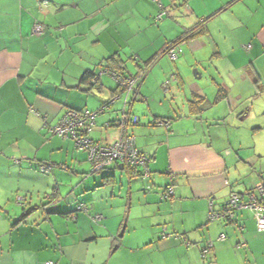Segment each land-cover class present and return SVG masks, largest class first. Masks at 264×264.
I'll return each instance as SVG.
<instances>
[{
    "label": "crops",
    "instance_id": "obj_1",
    "mask_svg": "<svg viewBox=\"0 0 264 264\" xmlns=\"http://www.w3.org/2000/svg\"><path fill=\"white\" fill-rule=\"evenodd\" d=\"M161 4L0 0V264H264L251 212L208 219L210 203L220 213L231 192L264 185V0ZM194 28L174 62L162 55ZM111 57L125 76L156 58L126 108L147 178L88 172L86 152L49 132L68 110L95 111L114 95L107 73L82 82L114 68ZM116 103L97 116L93 141L118 138Z\"/></svg>",
    "mask_w": 264,
    "mask_h": 264
},
{
    "label": "built area",
    "instance_id": "obj_2",
    "mask_svg": "<svg viewBox=\"0 0 264 264\" xmlns=\"http://www.w3.org/2000/svg\"><path fill=\"white\" fill-rule=\"evenodd\" d=\"M156 3L160 9H162L161 0H150ZM45 4V3H44ZM165 12L162 10L157 14L155 21H159ZM44 33V26L42 24H35L33 27V34L35 36H42ZM180 44L169 45L164 50V55L168 57L171 62H174L181 49ZM102 73H107L115 81L117 86V91L111 96L99 109L95 111H89L87 109L81 111L68 110L66 114L61 118V120L54 125L49 127V132L61 139H71L75 148L81 151H85L87 154V162L90 164L91 171L93 173H100L106 169L113 166L120 169H139L141 176L147 178L149 176L148 172V162L149 159L140 153L136 147V140L129 130L138 124V118L131 114L130 106L134 96L136 94L135 85L138 81L137 76L121 77L104 70L100 71ZM99 75V76H100ZM173 79V78H172ZM97 77L94 78V82ZM170 81H166L164 87L169 85ZM123 98V109L121 111L120 117L116 122V127L118 129V138L112 143H99L90 139L89 134L95 126V121L97 116L108 110L116 102ZM167 126L166 123L160 122ZM108 126V125H106ZM42 173H49L50 166L47 164H42L39 167ZM149 188V187H147ZM171 190L169 189L167 195L169 196ZM240 210H248L252 213L253 219L255 221L256 229L259 232H264V185L263 183L257 184L252 190L246 194H238L236 192H231L229 198L225 205L222 207L220 213H215L212 210V203H210V212L208 219L214 221L216 219H221L224 222L230 223L234 221L236 212ZM77 211L86 212L87 209L84 205H79ZM95 220H100L101 216H95ZM179 239L180 237L177 236ZM225 235L220 234L218 240H224ZM245 244H240L237 248H244ZM212 248V243L208 242L201 249V257L205 259V256ZM44 264H55L52 261L45 262Z\"/></svg>",
    "mask_w": 264,
    "mask_h": 264
},
{
    "label": "trees",
    "instance_id": "obj_3",
    "mask_svg": "<svg viewBox=\"0 0 264 264\" xmlns=\"http://www.w3.org/2000/svg\"><path fill=\"white\" fill-rule=\"evenodd\" d=\"M201 32V31H200ZM199 33V30L197 29V28H194V29H189V30H187V31H185L183 34H182V36H180L179 38H178V40H176V41H174L173 43H170V44H168L167 46H166V48L169 46V45H175V44H180V43H183L184 41H186V40H188V39H190V38H192V37H194L196 34H198ZM165 48V49H166ZM164 49V50H165ZM162 55H164V51L162 52ZM156 61V58H153L152 60H149L143 67H142V69L140 70V72L137 74V75H135V76H137V77H143L144 76V74L145 73H147V71L152 67V65L154 64V62ZM109 62L110 63H112L113 62V66H114V68H107V69H105V70H107V71H109V72H111V73H113V74H115L116 76H121V77H128V76H125L123 73H122V71H121V69H120V65L117 63V61H116V59L115 58H113V57H111L110 59H109ZM115 65H117V66H115ZM96 74L95 75H93V74H85L84 75V77L82 78V82H89V83H91L90 81L91 80H94V78H96ZM131 76V75H130ZM134 76V75H133ZM116 91H117V88H116ZM116 93V92H115ZM224 93H218V95H217V100H220V99H222V98H224ZM193 103V102H192ZM199 103V100H197V101H195V104L197 105ZM79 206V205H78ZM77 206V207H78ZM77 209V208H76ZM77 211V210H76ZM24 217H25V214H22L20 217H19V219L14 223V224H17V223H20V222H22L23 221V219H24Z\"/></svg>",
    "mask_w": 264,
    "mask_h": 264
},
{
    "label": "rangeland",
    "instance_id": "obj_4",
    "mask_svg": "<svg viewBox=\"0 0 264 264\" xmlns=\"http://www.w3.org/2000/svg\"><path fill=\"white\" fill-rule=\"evenodd\" d=\"M150 1V0H149ZM152 2V1H151ZM154 3V2H153ZM165 9V8H164ZM164 11V10H163ZM166 11V10H165ZM164 11V12H165ZM165 16H168L167 14H166V12H165ZM192 75H193V77H194V74H193V70H192ZM133 76V75H132ZM141 78H138V81H137V83H136V85H135V89L137 90V88H138V86L140 85V82H141ZM116 104H119L120 106H121V109H123V98L121 99V100H119ZM71 142H73V141H71ZM87 164V166H88V172H90L91 171V167H90V164L87 162L86 163ZM92 172V171H91ZM104 172V171H103ZM47 175V174H46ZM50 175V174H49ZM52 193V189H50L49 190V194H51ZM12 217V216H11Z\"/></svg>",
    "mask_w": 264,
    "mask_h": 264
},
{
    "label": "water",
    "instance_id": "obj_5",
    "mask_svg": "<svg viewBox=\"0 0 264 264\" xmlns=\"http://www.w3.org/2000/svg\"><path fill=\"white\" fill-rule=\"evenodd\" d=\"M196 73H198L196 70H195V71H193L194 78L198 80V79H200V77H195V74H196ZM96 75H97L96 77H97V79H98V78L100 77V76H99V75H100V72H99V73H97Z\"/></svg>",
    "mask_w": 264,
    "mask_h": 264
}]
</instances>
